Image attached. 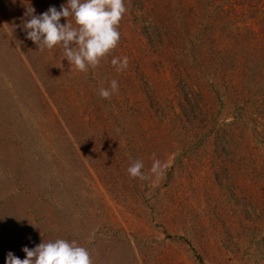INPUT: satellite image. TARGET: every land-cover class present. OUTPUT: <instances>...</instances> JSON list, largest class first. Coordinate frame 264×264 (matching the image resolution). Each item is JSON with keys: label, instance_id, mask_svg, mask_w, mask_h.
Returning <instances> with one entry per match:
<instances>
[{"label": "rangeland", "instance_id": "obj_1", "mask_svg": "<svg viewBox=\"0 0 264 264\" xmlns=\"http://www.w3.org/2000/svg\"><path fill=\"white\" fill-rule=\"evenodd\" d=\"M66 3L0 0V264L57 239L92 264H264V0H124L86 73L22 29ZM153 154L165 179H131Z\"/></svg>", "mask_w": 264, "mask_h": 264}, {"label": "clouds", "instance_id": "obj_2", "mask_svg": "<svg viewBox=\"0 0 264 264\" xmlns=\"http://www.w3.org/2000/svg\"><path fill=\"white\" fill-rule=\"evenodd\" d=\"M35 11L31 6L25 11V17H30L22 25L26 38L41 52L61 47L69 65L86 73L89 68H97L101 60L117 47L120 41L119 24L127 9L124 0H67L59 10L50 6L40 15H36ZM69 17L74 18L75 27L68 22ZM62 18L66 20L65 24L60 23ZM111 63L119 73L127 69L129 59L127 56L113 58ZM118 91V82L112 80L110 88L99 90V96L108 100ZM143 168V162L136 160L128 167L127 173L131 179L152 180L159 184L166 177L169 162H162L153 154L150 173L145 174ZM22 251L25 253L23 260L10 251L5 264H92L88 250L75 241L57 239L41 242L34 249L24 247Z\"/></svg>", "mask_w": 264, "mask_h": 264}]
</instances>
